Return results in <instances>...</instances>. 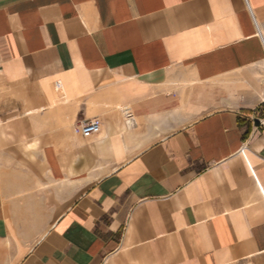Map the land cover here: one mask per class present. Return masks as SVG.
Masks as SVG:
<instances>
[{
  "label": "crops",
  "instance_id": "obj_1",
  "mask_svg": "<svg viewBox=\"0 0 264 264\" xmlns=\"http://www.w3.org/2000/svg\"><path fill=\"white\" fill-rule=\"evenodd\" d=\"M257 27L264 0H0V264H264Z\"/></svg>",
  "mask_w": 264,
  "mask_h": 264
},
{
  "label": "built area",
  "instance_id": "obj_2",
  "mask_svg": "<svg viewBox=\"0 0 264 264\" xmlns=\"http://www.w3.org/2000/svg\"><path fill=\"white\" fill-rule=\"evenodd\" d=\"M257 31H258V27H257ZM258 33L260 35L262 42L264 43L263 34H260L259 31ZM123 112H124L125 122L129 125H133L134 119L129 109L124 108ZM100 129H101V125L97 119L87 120L85 122H81L73 126V132L83 138H88L94 134L99 133Z\"/></svg>",
  "mask_w": 264,
  "mask_h": 264
}]
</instances>
